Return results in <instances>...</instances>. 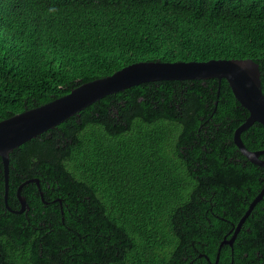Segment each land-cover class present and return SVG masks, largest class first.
I'll list each match as a JSON object with an SVG mask.
<instances>
[{
	"label": "trees",
	"instance_id": "obj_1",
	"mask_svg": "<svg viewBox=\"0 0 264 264\" xmlns=\"http://www.w3.org/2000/svg\"><path fill=\"white\" fill-rule=\"evenodd\" d=\"M247 59L264 92V0H0V122L136 63ZM248 117L226 80L161 81L21 145L9 206L40 188L9 211L0 158V264H247L264 197L224 242L264 188Z\"/></svg>",
	"mask_w": 264,
	"mask_h": 264
},
{
	"label": "water",
	"instance_id": "obj_2",
	"mask_svg": "<svg viewBox=\"0 0 264 264\" xmlns=\"http://www.w3.org/2000/svg\"><path fill=\"white\" fill-rule=\"evenodd\" d=\"M210 79H217L220 84L223 80H226L237 101L249 112V117L235 131L234 144L250 163L264 169V160L261 159L264 151H250L242 140V134L248 131L255 123L264 127V92L259 64L250 59L188 63L141 62L130 65L112 76L83 84L62 98L0 122V158L4 167L6 208L17 214L23 213L28 208L27 200L21 194L24 185L36 183L40 188L38 180L23 184L18 189L21 209L13 211L9 206L10 154L21 145L56 128L69 118L107 96L146 83L205 81ZM263 197L264 188L239 222L235 235L231 240L225 241L224 244L233 245L246 218Z\"/></svg>",
	"mask_w": 264,
	"mask_h": 264
},
{
	"label": "flooded vegetation",
	"instance_id": "obj_3",
	"mask_svg": "<svg viewBox=\"0 0 264 264\" xmlns=\"http://www.w3.org/2000/svg\"><path fill=\"white\" fill-rule=\"evenodd\" d=\"M263 157L264 156L262 155L261 156L262 160H264ZM262 209H263V213L260 214V216L262 218L260 221L262 223H260L261 228L258 230L259 234L264 233V205H263ZM262 242H264V236L262 238ZM255 249H256V245H254V243H252V247L250 249V252L246 253V259H249V260H246V262H248L247 264H264V247L261 251L255 250ZM253 250L255 251V254L251 255V252ZM250 257H251V259H250Z\"/></svg>",
	"mask_w": 264,
	"mask_h": 264
}]
</instances>
